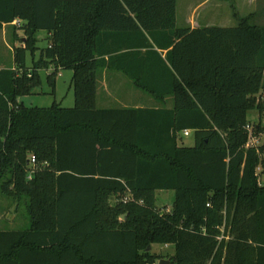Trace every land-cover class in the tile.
Masks as SVG:
<instances>
[{"label": "trees", "instance_id": "trees-1", "mask_svg": "<svg viewBox=\"0 0 264 264\" xmlns=\"http://www.w3.org/2000/svg\"><path fill=\"white\" fill-rule=\"evenodd\" d=\"M177 2L0 0V30L19 21L25 32L13 68L0 69V196L24 201L30 218L26 230H0V264H264L262 123L253 126L262 144L247 147L250 113H264V25L252 16L234 28H179ZM105 34L133 36L130 48L156 59L147 71L167 80L173 110L97 107L98 72L118 69L122 50L102 54ZM49 69L52 94L58 72H73V108L20 100ZM187 130L193 147L179 145ZM159 191L175 192L171 209H158Z\"/></svg>", "mask_w": 264, "mask_h": 264}, {"label": "crops", "instance_id": "crops-1", "mask_svg": "<svg viewBox=\"0 0 264 264\" xmlns=\"http://www.w3.org/2000/svg\"><path fill=\"white\" fill-rule=\"evenodd\" d=\"M178 2L177 26L179 28H234L238 26L239 19H246L252 16L254 17V20L256 22L264 25V0H201L197 2V4L191 9L187 7V10H183L182 18L180 20L178 17ZM187 2L189 3L191 2V0H187ZM226 5L231 6V9L234 12L233 15H230L228 13ZM16 22L17 21H15L14 23ZM9 26L12 25H4V28L1 31L6 30ZM46 34V39H48L50 34H48L47 32ZM133 41V36L128 37L124 35H118L115 37H111L110 35L105 34L101 37L99 46L102 54H104V50H116L120 49L121 47L122 50L120 49L119 52H115L114 55L117 58L112 61V66L114 65L113 67L118 69L114 70L103 67L98 72L97 107L100 109L173 110L174 98L171 94H167V91L169 89L167 80H164V78L155 79L153 74L151 75V73L147 71V69L151 67L152 69H154L153 64H155L156 66V59H153V61H151L146 58L149 53L147 49L130 48L129 45L133 44ZM156 50L159 51L163 58L166 57L168 52L167 49L159 50L156 48ZM142 57H144L145 59H142ZM105 59L108 60L109 56H105ZM158 67L161 69L160 66ZM125 69L130 73L140 75L143 79H146V81H148L154 88H158L160 91H162L165 95L164 100H159L150 93L137 87L134 80L128 76ZM50 71L51 70H49L48 73H51ZM64 71L65 70H60L58 72V76H62V73ZM161 72L163 71L161 70ZM149 76L152 78H149ZM71 86L73 88V80L71 81ZM263 115L264 113L261 114L260 112H258L259 123H263ZM250 121L251 126L256 125L255 122H252V120ZM187 131H189L188 136L185 135V132L180 135L179 145L183 147H193L195 145L194 132L190 130ZM189 137H192L194 141L192 145L187 146L185 144L184 138Z\"/></svg>", "mask_w": 264, "mask_h": 264}, {"label": "rangeland", "instance_id": "rangeland-1", "mask_svg": "<svg viewBox=\"0 0 264 264\" xmlns=\"http://www.w3.org/2000/svg\"><path fill=\"white\" fill-rule=\"evenodd\" d=\"M201 0H179L178 2V17L179 20L182 18L183 10L190 9ZM228 5V4H227ZM228 13L233 15L234 12L231 6H227ZM9 26L6 30H0V69L13 68L14 66V50L15 47H21L23 42L19 39H25V32L22 29L24 23L16 22ZM22 25V26H21ZM232 25V24H231ZM16 35V36H15ZM46 32H40L38 39V46L43 49L48 46L46 39ZM16 37V40H15ZM40 58V53H37L36 60ZM34 64L33 57L28 54L26 65L27 67H32ZM52 71V69H49ZM49 70H42L40 72L42 78V85L35 89L32 95L22 97L20 100L23 102L24 106L28 108L40 107L48 108L51 107L55 102L61 103L63 107L71 108L75 106L74 89L71 86L73 72L70 70H65L62 76H58L56 79L55 92L52 94L53 90L47 80V74ZM50 71V72H51ZM252 122L256 124L259 123L258 112H251L249 116ZM262 125L264 126V115L262 117ZM263 137V136H261ZM185 144L187 146L193 144V138H184ZM264 178L261 177L263 182ZM174 191H159L157 192V207L160 211L164 209H171L175 201ZM111 205L117 203V199L112 198L110 200ZM162 213V212H161ZM121 221H124L121 218ZM30 227V218L26 208V203L24 201L20 202L18 200L11 199L7 196H0V230H26ZM151 252L156 255L168 256L174 254V248L171 246L163 245H153Z\"/></svg>", "mask_w": 264, "mask_h": 264}, {"label": "built area", "instance_id": "built-area-1", "mask_svg": "<svg viewBox=\"0 0 264 264\" xmlns=\"http://www.w3.org/2000/svg\"><path fill=\"white\" fill-rule=\"evenodd\" d=\"M19 22V21H18ZM261 100L264 102V91L261 94ZM247 130L249 131L250 134V138H249V142L247 147H258L262 144V140L260 138H257L256 136H254L253 134V126L249 125L247 127ZM185 135L188 136L189 135V131H185ZM31 163L33 164V166H36L37 162H36V158L33 157L31 159ZM128 199L125 200V202H127Z\"/></svg>", "mask_w": 264, "mask_h": 264}, {"label": "water", "instance_id": "water-1", "mask_svg": "<svg viewBox=\"0 0 264 264\" xmlns=\"http://www.w3.org/2000/svg\"><path fill=\"white\" fill-rule=\"evenodd\" d=\"M127 218V215L123 216L122 219L125 220ZM152 247H149L148 251H151ZM172 259H162L159 261V264H171Z\"/></svg>", "mask_w": 264, "mask_h": 264}]
</instances>
